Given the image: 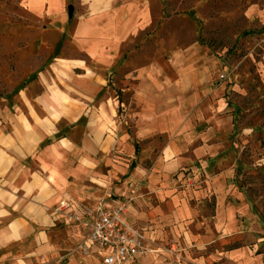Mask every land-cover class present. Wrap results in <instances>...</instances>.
<instances>
[{"label":"rangeland","instance_id":"obj_1","mask_svg":"<svg viewBox=\"0 0 264 264\" xmlns=\"http://www.w3.org/2000/svg\"><path fill=\"white\" fill-rule=\"evenodd\" d=\"M31 1L0 0V244H4L0 247V264H99L93 255L83 256L74 250L73 240L63 231L65 222L57 211L59 204L91 207L103 202L126 208V197L115 194V186L122 185V180H109L104 175V157L119 155L120 149L88 156L81 147V139L91 128L88 113L73 123L55 116L42 98L45 91L52 95L92 82L100 86V100L114 97L126 104L134 83L126 82L125 74L168 60L173 52L193 46L203 48L205 58L198 61L194 52L179 68V74L195 71L206 77V66L214 63L216 72L208 90L223 85L224 104L233 113L230 142L237 146L239 156L230 169L229 182L249 208L245 217L238 216L244 234L234 246L261 255L264 264V29L243 16L251 0H147L152 14L150 28L110 69L86 63L84 71H75L76 76L93 71L95 77L90 81L77 80L64 72L66 61H84V56L68 47V31L59 32L51 18L30 12ZM168 86L170 91H178L180 85L175 82ZM77 96L85 98L82 93ZM123 112L124 107L119 106L118 113ZM121 120L132 133L128 117ZM162 141L156 140L158 144ZM130 142L138 151V145ZM52 149L57 150L54 155L59 158H49ZM139 158L136 155L131 159L130 169ZM79 165L91 174L75 176L74 169ZM47 185L54 188L46 195L54 200L50 210L58 215L56 241L61 245L59 258L51 262H43L37 255L25 258V254H15L28 244L26 233L42 219L34 204ZM229 201L234 202L232 198ZM201 208L208 217L213 213V203ZM124 221L130 225L125 215Z\"/></svg>","mask_w":264,"mask_h":264},{"label":"crops","instance_id":"obj_2","mask_svg":"<svg viewBox=\"0 0 264 264\" xmlns=\"http://www.w3.org/2000/svg\"><path fill=\"white\" fill-rule=\"evenodd\" d=\"M28 8L37 17L51 18L59 32H69L68 47L76 48L85 60L66 61L64 72L77 80L94 79L93 71L76 76L75 71H84L86 63L110 69L152 24L147 0H34ZM243 16L264 29V0H251ZM261 42L264 47V34ZM202 49L193 46L175 51L168 60L125 74L123 79L134 83L126 104L114 97L100 100V86L92 82L52 95L45 91L42 97L55 116L69 123L88 113L91 128L81 139L88 156L120 149L119 155L104 157V175L109 180H122V185L116 184L115 194L126 197L127 221L143 231L145 245L152 251L136 264H262L261 255L234 246L244 234L238 216L245 217L249 208L229 182L230 169L236 166L239 155L237 146L230 142L234 121L223 101L225 91L208 90L216 66H206V77L195 71L179 74V68L194 52L198 61H203L206 53ZM176 52L179 59L173 64ZM174 68L177 74L172 73ZM175 82H179L178 91H170L168 85ZM80 93L85 98H79ZM93 100L94 106L88 110ZM119 106L124 107L122 114L118 113ZM124 117H128L132 133L121 120ZM157 138H162L161 144ZM130 140L138 145V151ZM56 151L52 149L48 157L59 158L54 155ZM136 155L140 156L139 163L130 169ZM73 174L91 173L79 165ZM50 188L54 191L47 185L34 204L42 219L26 233L29 242L16 251L18 256L37 255L43 262L60 256L58 215L50 210L54 200L46 195ZM205 203H213L209 217L202 212ZM63 231L75 243L68 229Z\"/></svg>","mask_w":264,"mask_h":264},{"label":"built area","instance_id":"obj_3","mask_svg":"<svg viewBox=\"0 0 264 264\" xmlns=\"http://www.w3.org/2000/svg\"><path fill=\"white\" fill-rule=\"evenodd\" d=\"M57 211L74 239V250L96 256L100 264H135L152 252L145 245L143 231L124 221L122 205L97 202L89 207L61 202Z\"/></svg>","mask_w":264,"mask_h":264},{"label":"bare ground","instance_id":"obj_4","mask_svg":"<svg viewBox=\"0 0 264 264\" xmlns=\"http://www.w3.org/2000/svg\"><path fill=\"white\" fill-rule=\"evenodd\" d=\"M178 59H179V52H176L175 54H174V57H173V61H172V63L174 64V63H176L177 61H178ZM173 67H175V66H173ZM172 73L173 74H177V72H176V68H174L173 70H172ZM223 89H224V87H223V85L222 86H220L216 91H223Z\"/></svg>","mask_w":264,"mask_h":264},{"label":"trees","instance_id":"obj_5","mask_svg":"<svg viewBox=\"0 0 264 264\" xmlns=\"http://www.w3.org/2000/svg\"><path fill=\"white\" fill-rule=\"evenodd\" d=\"M131 169H132V167H131Z\"/></svg>","mask_w":264,"mask_h":264}]
</instances>
